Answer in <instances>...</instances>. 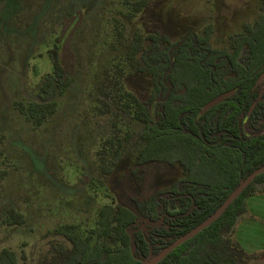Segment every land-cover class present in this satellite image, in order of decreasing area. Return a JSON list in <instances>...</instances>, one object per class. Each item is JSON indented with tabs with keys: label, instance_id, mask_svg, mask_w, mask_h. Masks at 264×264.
Returning <instances> with one entry per match:
<instances>
[{
	"label": "trees",
	"instance_id": "obj_1",
	"mask_svg": "<svg viewBox=\"0 0 264 264\" xmlns=\"http://www.w3.org/2000/svg\"><path fill=\"white\" fill-rule=\"evenodd\" d=\"M149 3L131 0L124 17L131 19ZM83 16L81 8L62 16L48 51L50 71L35 97L13 103L36 127L55 112L53 94H63L70 85L76 69L72 39ZM210 31V25L199 32L186 29L176 38L158 29L134 31L120 55L102 69L95 99L97 110L108 116L110 133L98 150L101 173L107 174L130 144L136 179L174 166L180 174L143 198L131 196L133 209L104 203L83 231L73 223L53 228L58 237L49 241L38 264H141L212 214L264 164V91L258 82L264 71V0L225 45L213 46ZM129 73L149 77L145 98L125 87ZM230 89L232 95L199 114L203 104ZM125 117L137 127L123 132ZM5 172L0 170V178ZM255 193H264V171L214 221L156 264H257L252 260L258 254L232 239L237 220L247 212L246 198ZM3 221L21 224L24 216L10 207ZM0 264H19L16 253L0 249Z\"/></svg>",
	"mask_w": 264,
	"mask_h": 264
},
{
	"label": "rangeland",
	"instance_id": "obj_2",
	"mask_svg": "<svg viewBox=\"0 0 264 264\" xmlns=\"http://www.w3.org/2000/svg\"><path fill=\"white\" fill-rule=\"evenodd\" d=\"M130 1L0 0V170L6 171L0 178V249L13 250L19 264L39 263L49 241L58 237L53 228L73 223L83 231L104 203L133 209L131 196L143 198L180 174L174 166L136 179L130 144L107 174L100 171L98 150L110 126L108 116L97 110L96 84L130 34L158 29L176 38L186 29L199 32L210 25V42L221 47L255 16L259 0H150L126 19ZM76 8L84 11L71 45L76 69L68 89L53 94L55 112L36 127L13 103L35 97L51 69L48 51L61 18ZM124 82L139 98L147 96L148 76L129 73ZM136 127L125 117L123 132ZM246 201L247 212L237 220L232 239L258 254L253 262L264 264V193ZM10 207L24 216L23 223L3 221Z\"/></svg>",
	"mask_w": 264,
	"mask_h": 264
},
{
	"label": "water",
	"instance_id": "obj_3",
	"mask_svg": "<svg viewBox=\"0 0 264 264\" xmlns=\"http://www.w3.org/2000/svg\"><path fill=\"white\" fill-rule=\"evenodd\" d=\"M234 93V89L221 92L217 94L216 96L212 97L210 100H208L201 109L199 110V114H202L204 111L209 109L210 107L214 106L215 104L219 103L226 97H229ZM263 112H264V102H263ZM264 171V164L252 171L250 174H248L224 199V201L215 209V211L207 216L204 220H202L200 223H198L196 226L191 228L190 230L186 231L182 235L175 238L173 241H171L168 245H166L163 249H161L158 253L154 255L148 254L146 258H144L141 262V264H156L158 261H160L166 254H168L172 249L180 245L181 243L185 242L192 236H194L196 233L204 229L206 226H208L212 221H214L224 210L225 208L233 201L235 197H237L241 191L250 183L256 175Z\"/></svg>",
	"mask_w": 264,
	"mask_h": 264
},
{
	"label": "flooded vegetation",
	"instance_id": "obj_4",
	"mask_svg": "<svg viewBox=\"0 0 264 264\" xmlns=\"http://www.w3.org/2000/svg\"><path fill=\"white\" fill-rule=\"evenodd\" d=\"M262 78H264V71H263V73H262V75H261V78L259 79L258 82H260ZM260 86H261L262 91H264V82H263V83H260ZM230 90H231V89H230ZM227 91H228V90H227ZM263 102H264V100H263ZM263 113H264V112H263ZM246 199H247V198H246Z\"/></svg>",
	"mask_w": 264,
	"mask_h": 264
},
{
	"label": "crops",
	"instance_id": "obj_5",
	"mask_svg": "<svg viewBox=\"0 0 264 264\" xmlns=\"http://www.w3.org/2000/svg\"><path fill=\"white\" fill-rule=\"evenodd\" d=\"M250 197V196H249ZM248 198V197H247ZM247 200V199H246ZM245 202H247V201H245ZM246 207H247V204H246Z\"/></svg>",
	"mask_w": 264,
	"mask_h": 264
}]
</instances>
